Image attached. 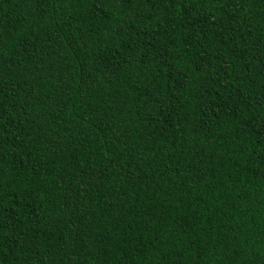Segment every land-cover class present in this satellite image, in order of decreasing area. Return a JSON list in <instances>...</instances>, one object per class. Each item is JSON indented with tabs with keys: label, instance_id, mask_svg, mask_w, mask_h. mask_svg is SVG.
<instances>
[{
	"label": "trees",
	"instance_id": "1",
	"mask_svg": "<svg viewBox=\"0 0 264 264\" xmlns=\"http://www.w3.org/2000/svg\"><path fill=\"white\" fill-rule=\"evenodd\" d=\"M0 264H264V0H0Z\"/></svg>",
	"mask_w": 264,
	"mask_h": 264
}]
</instances>
